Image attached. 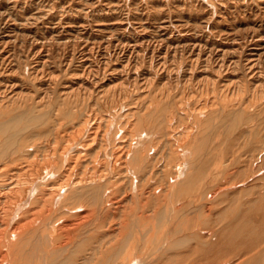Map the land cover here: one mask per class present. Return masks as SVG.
Listing matches in <instances>:
<instances>
[{"label": "rangeland", "instance_id": "1", "mask_svg": "<svg viewBox=\"0 0 264 264\" xmlns=\"http://www.w3.org/2000/svg\"><path fill=\"white\" fill-rule=\"evenodd\" d=\"M0 65L1 90L20 82L18 100L23 102L34 99L37 91L50 93L42 108L49 105L51 112L79 106L91 118L106 116L132 97H138V103L123 110L128 113L136 109L130 107L140 106L134 110L139 112L142 103L152 106L149 100L158 95V100H150L154 106L169 105L183 116L198 114L197 139L207 143H199L196 164L202 161L206 166L201 172L199 166L189 170L204 174L202 184H196L201 196L193 203L204 202L196 205L202 213L180 203L170 209L182 206V217L164 207L144 208L148 217L133 227L131 206L126 219L115 225L116 236L110 242L98 243L92 253L89 235L76 237L75 244L79 253L90 252L95 264L116 248L117 239L148 231L145 224L154 239L147 248L151 252L165 251L173 243L171 237L179 240L183 229L197 225V239L176 252L183 257L191 252L194 264L226 263L227 202L244 189L264 190V0H0ZM72 85L78 89L73 97L60 98ZM146 85L148 89H139ZM104 90L109 92L101 94ZM178 122L183 127L185 122ZM211 189L218 192L214 201L206 199ZM72 201L66 203L73 206ZM206 206L214 207L208 212ZM122 223L129 227L119 233ZM172 230L176 235L168 237ZM259 243L258 259L264 264V237Z\"/></svg>", "mask_w": 264, "mask_h": 264}, {"label": "bare ground", "instance_id": "2", "mask_svg": "<svg viewBox=\"0 0 264 264\" xmlns=\"http://www.w3.org/2000/svg\"><path fill=\"white\" fill-rule=\"evenodd\" d=\"M21 83L26 85L24 81ZM5 86L0 94L12 90L0 95V264H93L90 252L97 250L98 243L110 242L116 236L115 225L126 219V210L131 206L135 208L133 227L140 225L138 220L148 217L144 208L164 207L168 211L171 207L176 209L175 204L179 203L194 211L200 208L193 203L202 192L196 184H202L204 174L200 172L206 163L200 160L197 165L196 155L201 150L199 143L204 146L207 142L197 139L199 127L194 121L198 114L189 117L187 113L185 116L178 111L173 113L169 105L162 107L158 101L154 106L151 101L158 95L155 99L150 95L149 102L154 107L145 102L139 112L134 110L140 106L124 112L128 105L138 103L135 102L138 97H132L136 95L134 92L132 99L121 103L119 109L111 108L110 114L91 118L92 114L84 113L79 106L51 112L47 105L43 110L45 96L51 98L50 93L40 95L37 91L34 99H30L32 102L29 100L31 103L23 102L18 100V86ZM76 90L75 86H68L59 97L66 96L68 100ZM110 105L113 107L114 103ZM173 120L185 123L181 127V123L175 125ZM192 166H199L200 172H191ZM262 191L244 189L227 202L223 212L227 224L223 243L228 258L223 264H260L259 238L264 237ZM216 192H207L206 199L214 201ZM68 200H74L73 206L66 203ZM206 207L211 212L214 206ZM181 208L168 212L182 217L184 208ZM144 226L148 231L142 229L140 235L134 231L127 238L117 239L116 248L95 264H194L191 252L183 257L176 251L182 244L197 239L193 231L197 225L183 229L189 233L181 231L179 240L171 237L173 243L165 251L154 252L147 249L154 239L149 238L151 229ZM128 227L122 223L118 232ZM82 230L87 233L82 234ZM86 235L90 252L82 254L75 238ZM171 235H176L174 230L168 237Z\"/></svg>", "mask_w": 264, "mask_h": 264}]
</instances>
